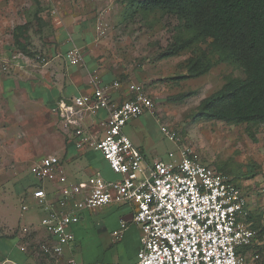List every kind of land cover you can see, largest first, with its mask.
Instances as JSON below:
<instances>
[{
	"label": "rangeland",
	"instance_id": "obj_1",
	"mask_svg": "<svg viewBox=\"0 0 264 264\" xmlns=\"http://www.w3.org/2000/svg\"><path fill=\"white\" fill-rule=\"evenodd\" d=\"M37 1L0 0V237L17 236L20 223H27V217L20 215H27L21 205L28 203L25 194L32 179L26 178L33 163L56 155L64 165L61 150L67 135L74 133L73 126L63 129L62 119L55 118L40 101L31 100L26 88L17 84L12 65L22 53L11 51L14 55L9 63L7 48L12 47L13 29L26 23L24 43L39 65L51 53L77 49V65L85 52L93 59L88 64L91 76L99 80L106 76L107 85L118 83L112 90V101L129 99L131 89L151 100L153 114L145 112L124 128L146 146L149 156L153 150L154 157L149 158L167 160L169 153L177 156L185 148L190 157L218 170L241 188L252 216L247 223L257 237L246 263L264 264V122L233 124L197 117L201 101L228 80L243 78L242 68L218 61L207 42L162 57L177 36L189 35L182 34L174 17L141 8L142 0ZM199 56L209 60L211 68L202 76L190 78L189 61ZM10 80L15 87L8 88ZM161 127L173 131L178 140H169ZM107 173L108 178H116L108 168ZM34 189L30 188V194ZM42 216V211L37 213L38 223ZM25 236L30 234L25 232ZM12 251L19 256L14 247ZM255 254L258 259L253 258ZM87 258L94 261L97 255L89 253ZM103 260H110V255Z\"/></svg>",
	"mask_w": 264,
	"mask_h": 264
},
{
	"label": "built area",
	"instance_id": "obj_2",
	"mask_svg": "<svg viewBox=\"0 0 264 264\" xmlns=\"http://www.w3.org/2000/svg\"><path fill=\"white\" fill-rule=\"evenodd\" d=\"M79 54L74 49L65 57L77 65ZM94 82L91 93L70 103L59 102L54 113L63 120V129L74 127L76 151L99 152L116 178L107 179L97 170L85 181L73 182L56 156L36 162L31 168L38 180L33 196L41 204L40 224L48 238L30 253L58 262L74 240L71 227L84 212L125 202L134 206L132 221L141 232L136 264H247L246 255L257 237L247 223L249 211L241 188L190 157L185 148L177 156L169 153L167 160L148 163L123 130L143 113L153 114L151 100L131 89L132 96L117 103L112 101L117 82L103 85L98 78ZM100 112L105 119L100 123L102 137L97 138L86 133L78 120L84 115L94 119ZM160 131L169 140H178L166 127Z\"/></svg>",
	"mask_w": 264,
	"mask_h": 264
},
{
	"label": "crops",
	"instance_id": "obj_3",
	"mask_svg": "<svg viewBox=\"0 0 264 264\" xmlns=\"http://www.w3.org/2000/svg\"><path fill=\"white\" fill-rule=\"evenodd\" d=\"M82 44L81 48L84 47L85 43L82 42ZM67 51L62 53L56 51V53L49 54L48 59H45L42 65L38 64L36 55L28 57L20 54L21 58L17 56L18 59L12 65V67L14 66L12 72L18 82V86L26 88V92L31 97V100L40 101L43 105H46L53 116H55L54 110L59 102L70 103L71 99L80 94L91 93L95 84L94 81L98 78L96 75L91 76L92 71L88 64L93 59L90 55L84 52L82 63L70 65L65 57ZM13 55L10 57V53L7 54V61L9 63H12ZM105 80L106 76L103 75L101 77L103 85L106 84ZM9 82L8 88L15 87L12 80ZM104 119V112H100L99 116L94 119L84 115L83 120H78V125L86 133L101 138L102 127L100 123ZM95 130L96 133L93 134L92 132ZM123 132L143 151L148 163L160 160L149 158L154 157L153 150L149 156L145 149L146 146L141 144L133 135L127 134L124 130ZM67 138V144L61 150L63 160L65 161L64 165H62L59 157L53 156H56L60 160V164L69 181H85L89 175L97 170L102 172L105 178L112 179L107 177L108 167L99 152L92 149L78 152L73 145L74 136L67 135ZM70 147L73 148V151H69ZM26 179H32L30 184H27L28 192L25 194L28 203L24 202L21 205V211L27 212V215H23L21 212L20 216L27 217V223H20V231L17 236L15 235L10 238L0 237V264H28L29 260L32 261V264H59L62 261L65 264H136L141 232L139 227L132 221L134 206L130 203L112 204L95 211L84 212L79 222L71 227L74 240L65 249L63 257L58 262L54 263L44 257L33 256L30 253L32 247L46 241L48 235L40 222L36 221L37 213L42 211L39 200L33 196L38 186V180L32 172L29 173ZM31 187H35L31 193L32 196L30 194ZM248 219L250 218L248 217ZM28 228H31V230L27 231ZM117 231L121 232L120 236L113 234ZM25 232H28L30 237L26 238ZM88 242L93 244H85ZM77 244L78 253L75 252ZM12 247L18 252L19 256L14 255ZM21 248H24V250H21ZM89 253H95L97 260H88L87 255ZM108 254L110 255V260L104 261L103 257Z\"/></svg>",
	"mask_w": 264,
	"mask_h": 264
},
{
	"label": "trees",
	"instance_id": "obj_4",
	"mask_svg": "<svg viewBox=\"0 0 264 264\" xmlns=\"http://www.w3.org/2000/svg\"><path fill=\"white\" fill-rule=\"evenodd\" d=\"M139 4L145 10L174 17L182 34L189 35L177 36L162 57H172L196 43L207 42L218 61L242 68L243 78L228 80L201 101L198 118L233 124L264 122V0H142ZM25 30L26 23L13 29L12 47L7 48L10 57L14 51L32 56L24 43ZM211 65L199 56L189 61L187 76H202Z\"/></svg>",
	"mask_w": 264,
	"mask_h": 264
},
{
	"label": "clouds",
	"instance_id": "obj_5",
	"mask_svg": "<svg viewBox=\"0 0 264 264\" xmlns=\"http://www.w3.org/2000/svg\"><path fill=\"white\" fill-rule=\"evenodd\" d=\"M247 209H248V207H247ZM249 211V210H248Z\"/></svg>",
	"mask_w": 264,
	"mask_h": 264
}]
</instances>
